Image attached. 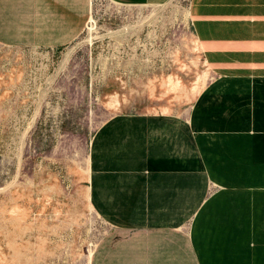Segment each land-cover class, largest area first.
Returning <instances> with one entry per match:
<instances>
[{"label": "crops", "instance_id": "crops-1", "mask_svg": "<svg viewBox=\"0 0 264 264\" xmlns=\"http://www.w3.org/2000/svg\"><path fill=\"white\" fill-rule=\"evenodd\" d=\"M23 1L0 0V36H3L0 45L61 49L80 35L90 16V0H75L83 3L74 0ZM112 1L141 4L152 0ZM27 9L30 12L26 14ZM188 10L190 27L210 77L194 97L187 115L125 112L107 119L94 134L90 147L88 202L109 227L96 243L90 264H119L114 261L122 264L124 261L125 264H264V0H189ZM20 17L27 19V25ZM4 20L6 23L2 22ZM20 21L23 25L16 26V23H22ZM17 27L24 28L21 32ZM17 39L21 41L18 43ZM177 120L178 127L184 126L183 131L172 128L177 126ZM105 128L110 129L109 132L114 129V134ZM100 132H105L102 138ZM178 139L181 140L179 148ZM164 144L169 145L167 149ZM175 153H178L177 157ZM137 154L141 158L134 157ZM162 157L163 160L159 159ZM152 161L155 162L153 165ZM157 165L164 169L159 170ZM162 173L168 174L159 177ZM197 174L201 175V181ZM169 175L168 179L178 180L175 185L180 190L179 195L177 188L172 186L176 190L172 187L171 190L165 183ZM161 178L166 179L165 182ZM180 179L185 185L179 183ZM192 189L195 190L193 193ZM181 191L186 193L184 197L180 196ZM185 196L191 201L196 199L191 205ZM105 238L110 243L103 240Z\"/></svg>", "mask_w": 264, "mask_h": 264}, {"label": "rangeland", "instance_id": "rangeland-1", "mask_svg": "<svg viewBox=\"0 0 264 264\" xmlns=\"http://www.w3.org/2000/svg\"><path fill=\"white\" fill-rule=\"evenodd\" d=\"M188 2L90 0L92 21L66 47L0 45V264H90L84 249L109 227L87 207L91 141L116 114L166 104L187 115L191 94L164 79L189 90L203 69L187 44ZM127 28V40L111 37Z\"/></svg>", "mask_w": 264, "mask_h": 264}, {"label": "bare ground", "instance_id": "bare-ground-1", "mask_svg": "<svg viewBox=\"0 0 264 264\" xmlns=\"http://www.w3.org/2000/svg\"><path fill=\"white\" fill-rule=\"evenodd\" d=\"M14 1H16V0H14ZM23 1V0H22ZM29 1V0H28ZM35 1H38V0H35ZM44 1V0H43ZM73 1V0H72ZM164 1L165 0H152L151 1V3H154V4H158V5H161V3L163 2L164 3ZM21 2V1H20ZM24 2V1H23ZM73 2H75V0L73 1ZM77 2V1H76ZM75 2V3H76ZM79 2V1H78ZM77 2V3H78ZM27 3V2H26ZM42 3V2H41ZM79 3H83V2H79ZM88 3V2H87ZM162 3V4H163ZM31 4V3H30ZM36 4V3H35ZM141 4H146V2L145 3H141ZM19 5H21V4H19ZM87 5V4H86ZM89 5H90V2H89ZM28 6V5H27ZM41 6V5H40ZM69 7H72V5H68ZM75 6H76V4H75ZM88 6V5H87ZM182 6V5H181ZM36 7V6H35ZM66 7H67V5H66ZM86 7V6H85ZM90 7V6H89ZM24 9H25V7H23ZM29 8V7H28ZM31 8V7H30ZM74 8V7H73ZM72 8V9H73ZM79 8H81V6H79ZM84 8V7H83ZM87 9H88V7H86ZM1 9V8H0ZM39 9V8H38ZM67 9V8H66ZM69 9L70 8H68V11H69ZM72 9H71V11H72ZM85 9V8H84ZM83 9V10H84ZM5 10H6V8H5ZM32 10V9H31ZM83 10H81V11H83ZM90 10V9H89ZM261 10V9H260ZM35 11V10H34ZM77 10L75 9V14H77V12H76ZM80 11V10H79ZM78 11V12H79ZM87 11V10H86ZM19 12V11H18ZM27 12L29 13L30 11H28V9H27V11H26V14H27ZM74 12V11H73ZM85 12V11H84ZM0 13H1V10H0ZM5 13H6V11H5ZM86 13V12H85ZM84 13V14H85ZM2 14H3V11H2ZM71 14V13H70ZM83 14V15H84ZM10 15H11V13H10ZM29 15V14H28ZM32 15V14H31ZM86 15V14H85ZM3 16V15H2ZM12 17H14V15H11ZM21 16V15H20ZM184 16H185V19H186V22L188 23V21H189V10H188V8H186L185 10H184ZM5 17V16H4ZM30 17H32V16H30ZM73 17V16H72ZM71 17V18H72ZM75 17V16H74ZM73 17V18H74ZM77 17H79V16H77ZM87 17V16H86ZM89 17V22H91L92 21V16L90 15V16H88ZM9 18V15H8V17H7V19ZM19 18V17H18ZM17 18V19H18ZM21 18V17H20ZM3 19H5V18H3ZM11 19V18H10ZM10 19H9V21H10ZM14 19V18H13ZM34 19V18H33ZM57 19V18H56ZM62 19V18H61ZM78 19V18H77ZM83 19H84V17L82 18V21H83ZM21 20H24V19H22L21 18ZM30 20V19H29ZM66 20V19H65ZM80 20V19H79ZM8 21V20H7ZM11 21H12V19H11ZM18 21V20H17ZM16 21V22H17ZM25 21H27V19L26 20H24L23 22H24V24L25 25H27L26 23H25ZM31 21H32V19H31ZM37 21V20H36ZM66 21H68V20H66ZM2 22H5V20L4 21H2ZM15 22V23H16ZM19 22V21H18ZM20 22H22V21H20ZM23 22L20 24V23H16V26H17V24L18 25H23ZM6 23V22H5ZM9 23H11V22H9ZM13 23H14V21H13ZM76 23H77V21H76ZM37 24V23H36ZM83 24V23H82ZM152 24V23H151ZM2 25V24H1ZM6 25V24H5ZM9 25V24H8ZM34 25V24H33ZM78 25H79V23H78ZM3 26V25H2ZM13 26H14V24H13ZM32 26V25H31ZM36 26V25H35ZM63 26V25H62ZM1 27V26H0ZM21 27V26H20ZM17 28H19V27H17ZM23 28L24 27H22L21 28V30H20V28H19V30L22 32V30H23ZM65 27H63V29H64ZM80 28V27H79ZM1 29V28H0ZM7 29V28H6ZM13 29V28H12ZM71 29H72V26H71ZM89 29L90 30H92V26L91 27H89ZM78 30V29H77ZM6 31V30H5ZM9 31V30H8ZM16 31V30H15ZM19 31V32H20ZM76 31V30H75ZM130 31H132L130 28H127V29H125V30H122V31H120V32H118V33H116V34H111V37H113V38H115V39H117V41L118 42H121V41H123L125 38H126V40L129 38V34H131L130 33ZM175 31V30H174ZM2 32V31H1ZM25 32H27V31H25ZM68 31H66V33H67ZM109 32V31H108ZM3 33V32H2ZM29 33V32H28ZM75 33V32H74ZM9 34V33H8ZM24 34L26 35V33H22V35H23V37H24ZM31 34L32 33H30V36H31ZM71 34V33H70ZM69 34V35H70ZM73 34V33H72ZM0 35H1V33H0ZM4 35H5V32H4ZM11 35H13V34H11ZM65 35V34H64ZM75 35V34H74ZM5 36H7V35H5ZM4 36V37H5ZM28 36V35H27ZM66 36V35H65ZM71 36V35H70ZM77 36V35H76ZM0 37H3V36H0ZM11 37H14V36H11ZM63 37V36H62ZM8 38H9V36H8ZM18 38H20L19 36H18ZM25 38V37H24ZM76 38V37H75ZM217 37H215V39H216ZM29 39V38H28ZM27 39V40H28ZM70 39V38H69ZM214 39V40H215ZM19 39H17V41H18ZM27 40H25V41H27ZM30 40V39H29ZM56 40V39H55ZM54 40V41H55ZM59 40H60V38H59ZM58 40V41H59ZM71 40V39H70ZM73 40V39H72ZM13 41H14V39H13ZM16 41V40H15ZM16 41V42H17ZM20 41H21V39H20ZM20 41H18V43L20 42ZM57 41H55V43H56ZM9 43V42H8ZM21 43H23V41L21 42ZM59 43V42H58ZM187 44H188V46H191V49H192V51H195V52H197V53H199V54H201V51H200V46H199V43H198V40H197V38L194 36V34L192 33L191 34V36L188 38V42H187ZM14 44H12V46H13ZM64 45V44H63ZM20 46V45H19ZM42 46V45H41ZM221 47V46H220ZM240 50V49H239ZM235 51H236V49H235ZM234 51V52H235ZM238 52V51H237ZM69 54V51L66 53V54H64V56H63V58H62V60H61V62H60V67H59V69L61 68V66L63 65L62 64V62H63V60H64V57L66 56V55H68ZM230 55V54H229ZM228 55V56H229ZM227 58V57H226ZM196 60H197V57H196ZM231 61V60H230ZM192 63H193V65L194 66H196L197 65V62L196 61H192ZM175 65H177L176 64V61H175V63H174ZM231 64V63H230ZM233 64V63H232ZM202 65H203V69H202V71L201 72H199V73H197V75H196V77L194 78V81L192 82V86H191V88L188 90L184 85H183V83L179 80V76L177 77V76H173V75H168L165 79H164V85H165V87L166 88H168V90H170V91H176V92H181V91H183V92H189L190 94H191V96H192V101L194 100V97L202 90V88L204 87V85L206 84V79H207V77H208V68H207V66H206V64H205V62L202 60ZM221 65V64H220ZM185 66V65H184ZM228 67V66H227ZM226 68V67H225ZM58 69V70H59ZM182 71L184 72V71H186V66H185V69L183 70L182 69ZM167 91V90H166ZM189 99H190V97H189ZM188 99V100H189ZM108 104L110 105V106H112L114 109H118L119 108V101L116 99V97L114 96V95H112V96H110V98H109V102H108ZM191 104H192V102H191ZM191 106V105H190ZM35 111V110H34ZM174 110H173V107L172 106H169V105H166V104H164V105H162V106H160V111L159 112H162V113H172ZM177 111H179V110H177ZM157 112V111H156ZM126 113H128V112H126ZM185 113V111H181L180 113H175V114H184ZM130 116V115H129ZM149 117V116H148ZM174 117V116H173ZM34 118V117H33ZM115 118V117H114ZM177 118V117H176ZM147 119V118H146ZM169 120H172V119H169ZM175 119H173L172 121H174ZM110 121V120H109ZM171 121V122H172ZM118 122H120L121 123V121H118ZM147 123V122H146ZM165 123V122H164ZM173 123H175V122H172V125H174ZM188 123V122H187ZM184 124V123H183ZM124 125L125 124H123V125H121V128H123L124 127ZM163 125V124H162ZM166 128L168 127V123H166ZM171 124H169V126H170ZM176 125L177 126H170V127H172V128H174V127H178V120H177V123H176ZM28 126V125H27ZM164 126V125H163ZM30 127V126H29ZM32 127V126H31ZM114 127H115V125H114ZM117 127V126H116ZM111 128V127H110ZM133 128H135V126H133ZM178 128H180L181 130H182V128L184 129V126L182 125V127H178ZM177 128V129H178ZM104 129V128H103ZM106 129V128H105ZM158 129V131L160 130V128H157V126H156V130ZM170 130H172L171 128H169ZM176 129V133H177V135H178V133H179V131ZM187 129V128H186ZM106 130H108V132H109V130L110 129H106ZM132 130H134V129H132ZM154 130H155V128H154ZM165 130V129H164ZM113 131H114V129H113ZM112 131V132H113ZM130 131V130H129ZM178 131V132H177ZM183 131V130H182ZM182 131H180V133L182 132ZM25 132V131H24ZM23 132V133H24ZM27 132V131H26ZM98 132H99V130H98ZM111 131L109 132V133H112ZM162 132H163V129H162ZM109 133H106L107 134V136L109 135ZM138 133V132H137ZM140 133V132H139ZM138 133V134H139ZM169 133H170V131H169ZM172 133V132H171ZM184 133V132H183ZM96 134V133H95ZM100 134H101V132H100ZM103 134H105V132H103ZM103 134H101V138L103 137L102 135ZM113 134H114V132H113ZM123 134V133H122ZM133 134H134V132H133ZM164 134H165V132H164ZM164 134H163V136H164ZM168 134V133H167ZM112 135V134H111ZM120 135H121V133H120ZM124 135V134H123ZM170 135V134H169ZM180 135V134H179ZM193 135V134H192ZM98 136V137H99ZM106 136V135H105ZM139 136H141V135H139ZM148 136V135H147ZM97 137V138H98ZM109 137V136H108ZM107 137V138H108ZM121 137H123V136H121ZM162 137V136H161ZM171 137V136H170ZM175 137V136H174ZM106 138V139H107ZM111 138V137H110ZM119 138H120V136H119ZM124 138V137H123ZM140 138V137H139ZM138 138V139H139ZM172 138V137H171ZM183 138V137H182ZM187 138H189V137H187ZM98 139H100V138H98ZM112 140H116V139H118V136H117V138L116 139H114V138H111ZM144 139V138H143ZM170 139V138H169ZM120 140V139H119ZM166 140H168V137H167V139ZM172 140V139H171ZM174 140V139H173ZM176 140V139H175ZM140 142H142L141 140H139ZM169 141V140H168ZM168 141H166L165 143H167ZM183 142L185 141L184 140V138H183V140H182ZM92 142V141H91ZM104 142V141H103ZM119 142H121V141H119ZM174 142V141H173ZM177 143H178V145H177V148H179L180 147V145H179V143L181 142V140H179L178 139V141H176ZM186 142V141H185ZM185 142H184V144H185ZM195 142V141H194ZM108 143V142H107ZM148 143V142H147ZM176 143V144H177ZM98 144V143H97ZM96 144V145H97ZM110 144H111V141H110ZM118 144V143H117ZM142 144V143H141ZM144 144V143H143ZM168 144H170V143H168ZM168 144H164L165 145V148L167 149V145ZM181 144V143H180ZM188 144V143H187ZM194 144V143H193ZM91 145V144H90ZM94 145H95V143H94ZM145 145V144H144ZM171 145V144H170ZM173 145H174V147H175V144L173 143ZM189 145V144H188ZM134 146V145H133ZM169 146V145H168ZM183 146V145H182ZM189 146H191V145H189ZM193 146V145H192ZM20 147V146H19ZM171 147V146H170ZM187 147V146H186ZM185 147V148H186ZM147 148V147H146ZM181 148H183V147H181ZM195 148V147H194ZM106 149V148H105ZM187 149H190V148H188L187 147ZM19 150V149H18ZM93 150V149H92ZM96 150V148L94 149V151ZM127 150V149H126ZM175 150V149H174ZM179 149H177V151H178ZM194 151L195 152V150L192 148L191 149V151ZM128 151V150H127ZM176 151V152H177ZM185 151V150H184ZM192 151V152H193ZM100 152V151H99ZM143 152V151H142ZM142 152H140V153H142ZM172 152V151H171ZM175 152V151H174ZM186 152V151H185ZM182 153V152H181ZM188 153H189V150H188ZM188 153H185L184 154V152L182 153V155H186V154H188ZM191 153V152H190ZM92 154V153H91ZM139 154V153H138ZM138 154L136 155V156H134V157H139L138 156ZM176 154V153H175ZM178 154V153H177ZM177 154L175 155L176 157H177ZM167 155V154H166ZM174 154L172 153V155H171V157L173 156ZM191 155V154H190ZM194 155H196V153H194L193 154V157H194ZM141 156H142V154H141ZM198 156V155H197ZM163 157H166V159L164 158V160H166V161H168V159H167V156H165V155H163ZM163 157L162 158H159V159H162L163 160ZM187 157V156H186ZM192 157V158H193ZM131 158V157H130ZM133 158V157H132ZM139 158H141V157H139ZM138 158V159H139ZM173 158V157H172ZM190 158V157H189ZM120 159H121V157H120ZM136 159V158H135ZM197 159V158H196ZM88 160H89V158H88ZM132 160H134V159H132ZM154 160H155V158H154ZM157 160V162H159L158 161V159H156ZM185 160V159H184ZM191 160V159H190ZM115 161V160H114ZM135 161V160H134ZM133 161V163H135ZM150 161V160H149ZM192 161L194 162L195 160H193L192 159ZM197 161H199L198 159H197ZM92 162H93V160H92ZM140 161H138L137 162V164L139 163ZM165 162V161H164ZM169 162L171 163V161L169 160ZM186 162V161H185ZM108 163V162H107ZM112 163H114L115 164V162H112ZM131 163V162H130ZM152 163V165H153V163H155V162H151ZM198 163V162H197ZM106 164V163H105ZM114 164H110V166H112V165H114ZM147 164H149L148 162H147ZM166 164H168V162L166 163ZM194 164H195V166L197 165L195 162H194ZM128 165V164H127ZM130 165V164H129ZM128 165V166H129ZM150 165V164H149ZM125 166V165H124ZM123 166V167H124ZM133 166H134V164H133ZM145 166V165H144ZM158 166L160 167V165H157V167L156 168H158ZM162 166H164V164H162ZM167 166H169V165H167ZM192 166H194V165H192ZM198 166H200L199 164H198ZM202 166V165H201ZM122 167V168H123ZM127 167V166H126ZM149 167V169H150V166H148ZM164 167H166V166H164ZM171 167V166H170ZM189 167H190V165H189ZM188 167V168H189ZM110 168H113V167H110ZM109 168V169H110ZM153 168H155L154 166L153 167H151V170L153 169ZM168 168V167H167ZM166 168V170H171V169H167ZM186 168V167H185ZM191 168V167H190ZM193 169L194 168H196L197 169V167H192ZM199 168H201V167H199ZM204 167H202L201 169H203ZM119 169V168H118ZM159 169V168H158ZM162 169H164L163 167H161L159 170H162ZM187 169V168H186ZM110 170H112V169H110ZM138 170V169H137ZM150 170V171H151ZM155 171H156V169H154ZM174 170H175V168H174ZM173 169H172V171H174ZM200 170V169H199ZM153 171V170H152ZM175 171H177V170H175ZM187 171V170H186ZM188 171H190V170H188ZM192 171V170H191ZM194 171V170H193ZM137 172V171H136ZM179 172H181V171H179ZM140 173V172H139ZM207 173V172H206ZM87 174V176H86V179H88V176H89V171H88V173H86ZM105 174V173H104ZM109 174V173H108ZM110 174H111V172H110ZM166 174H168V173H166ZM166 174H160L159 175V177H161V175L162 176H164L165 175V177H166ZM173 174V173H172ZM171 174V175H172ZM156 176H158L157 174H156ZM174 176H175V174H174ZM193 176H195V174L193 175ZM197 176H199L198 174H197ZM196 176V177H197ZM106 177V176H105ZM110 176H107V178H109ZM168 177H170V175L169 176H167V178L166 179H168ZM177 177V175L175 176V178ZM180 177V176H179ZM183 177V176H182ZM206 177V176H205ZM204 177V178H205ZM31 178V177H30ZM97 178V177H96ZM116 178V177H115ZM164 178V177H163ZM172 178H174L173 177V175H172ZM168 179V181H166L165 182V180L164 179H162L161 178V180H164V182L165 183H167V186L169 185L170 186V188L172 187V186H174L175 188H177V190H178V195L180 194V190H179V188L178 187H176L177 185H175V183H176V181H178L177 179H175V182L173 181V179ZM92 179V178H91ZM101 179H103V178H101ZM100 179V180H101ZM200 179V180H199ZM199 181H201V175L199 176ZM97 180V179H96ZM104 180V179H103ZM109 180V179H108ZM174 182V185H172L173 184V182ZM181 180V179H180ZM206 180V179H205ZM169 181L171 182V185L169 184ZM184 181V180H183ZM183 181L181 180V181H179V183H181L182 182V184H184L183 183ZM186 181V180H185ZM192 181V180H191ZM202 181H204V180H202ZM145 184V183H144ZM148 184V183H147ZM192 184V183H191ZM205 184H206V181H205ZM185 185V184H184ZM196 184L194 183V186H195ZM136 186V185H135ZM192 186V185H191ZM196 187V186H195ZM169 188V187H168ZM173 188V187H172ZM172 188H171V190H172ZM175 188H173L174 190H176ZM184 188V187H183ZM149 189H150V186H149ZM206 189V188H205ZM92 190V189H91ZM148 190V189H147ZM153 190V189H152ZM195 190H196V188H195ZM194 189H192V193H193V191H195ZM42 191V190H41ZM154 191L156 192V188L154 189ZM92 192V191H91ZM147 192V191H146ZM182 192V191H181ZM196 192H198V190L196 191ZM42 193H43V191H42ZM87 194H86V196H87V202H88V197H89V195H88V187H87V192H86ZM117 193V192H116ZM174 192H172V194H173ZM184 193V194H183ZM204 193H205V191H204ZM147 194V193H146ZM182 195H180V196H182V197H184V195L186 194L184 191L181 193ZM197 194V193H196ZM140 196V195H139ZM142 196V195H141ZM194 196H196L195 194H194ZM186 197V199H187V196H185ZM192 197V196H191ZM113 198V197H112ZM151 198V197H150ZM179 199H182V198H179ZM193 199V198H192ZM194 199H196V197L194 198ZM193 199V200H194ZM110 200H111V197H110ZM114 200V199H113ZM149 200V199H148ZM152 200V199H151ZM150 200V201H151ZM189 200V201H188ZM193 200L191 201V199L190 198H188L187 200H186V202H191V205H192V202H193ZM154 201H156V200H154ZM184 201V200H183ZM152 202V201H151ZM183 203V202H182ZM93 204V203H92ZM144 204V203H143ZM148 204H150V203H148ZM94 205V204H93ZM158 205V204H157ZM185 205V204H184ZM187 205H189V203L187 204L186 203V206ZM132 206H134V204L132 205ZM131 206V207H132ZM153 206H155V205H153ZM87 207H88V209H89V211H91V213L93 212L94 213V211H93V209H92V206L89 204V202L87 203ZM172 207V206H171ZM16 208V207H15ZM19 208V207H18ZM145 208V207H144ZM155 208V207H154ZM158 208V207H157ZM170 208V207H169ZM149 209H151V207H149ZM181 209V208H180ZM97 210V209H96ZM187 210V209H186ZM139 211V210H138ZM153 211V210H152ZM26 212V211H25ZM143 212V211H142ZM6 213V212H5ZM9 213V212H8ZM150 213H151V211H150ZM157 213V212H156ZM149 214V213H148ZM153 214V213H152ZM135 215V214H134ZM136 215H137V213H136ZM135 215V216H136ZM146 216V215H145ZM152 216V215H151ZM141 217V216H140ZM140 217H139V219H140ZM143 217V216H142ZM183 217V216H182ZM22 218V217H21ZM146 218V217H145ZM149 218V217H148ZM154 220L156 219V217H152ZM191 218V217H190ZM110 219V218H109ZM144 219V218H143ZM150 219V218H149ZM153 219H151V221L153 220ZM110 221H111V219H110ZM113 221V220H112ZM135 221V220H134ZM139 221V220H138ZM138 221H136V222H138ZM150 221V220H149ZM150 221V222H151ZM141 222V221H140ZM116 223V222H115ZM125 223V222H124ZM146 223V222H145ZM32 224V223H31ZM117 224H118V222H117ZM126 224V223H125ZM150 224H152V223H150ZM153 224H154V222H153ZM155 224H156V221H155ZM119 225H120V223H119ZM18 226H20V225H18ZM116 227H119V226H116ZM130 228V227H129ZM167 228V227H166ZM169 228H171V227H169ZM16 229V228H15ZM148 229V228H147ZM119 230V229H118ZM123 230V229H122ZM166 230V229H165ZM176 230V229H175ZM11 231V230H10ZM120 231V230H119ZM125 231V230H124ZM147 231V230H146ZM8 232V231H7ZM115 232V231H114ZM117 232V231H116ZM123 232V231H122ZM132 232V231H131ZM182 232V231H181ZM111 235H113V234H111ZM188 236V235H187ZM109 237V236H108ZM178 239V238H177ZM103 240H106L107 242L109 241V239L107 240L106 238L105 239H103ZM180 242H182V241H180ZM102 243V242H101ZM106 243V242H105ZM103 244L104 246H106L107 244ZM109 243H110V241H109ZM114 243V242H113ZM148 243V242H147ZM115 245V244H114ZM147 245V244H146ZM95 246H96V244H94V243H90V244H88L87 246H86V248L84 249V252H83V256L82 257H84V256H88L90 259H91V256H92V253H93V250H94V248H95ZM101 246V245H100ZM187 246V245H186ZM101 247H99V249H100ZM107 248H108V246H107ZM110 248V247H109ZM105 249V248H104ZM110 250H111V248H110ZM97 251H98V249H97ZM112 252V251H111ZM184 252V251H183ZM98 253V252H97ZM104 253H105V251H104ZM96 255V254H95ZM98 255V254H97ZM109 255V254H108ZM180 255V254H179ZM103 256H104V254H103ZM106 257H107V255H105ZM188 256V255H187ZM96 257V256H95ZM114 257H115V255H114ZM114 257H112V258H114ZM110 258V257H109ZM111 258V259H112ZM116 258V257H115ZM93 259V258H92ZM95 259V258H94ZM110 259V261L112 262V260L114 261V259H112L111 260ZM183 259V258H182ZM190 259V258H189ZM101 260H102V258H101ZM100 260V262H102ZM117 260H121V259H117ZM99 261V260H98ZM104 261V260H103ZM124 262H126V261H124ZM123 262V264H125ZM192 262V261H191ZM103 263V262H102ZM108 263V262H107ZM114 263H121V261L120 262H115L114 261ZM127 263V262H126ZM98 264V263H97ZM100 264V263H99ZM103 264H105V262L103 263ZM122 264V263H121ZM133 264H135V263H133ZM139 264V263H138Z\"/></svg>", "mask_w": 264, "mask_h": 264}]
</instances>
